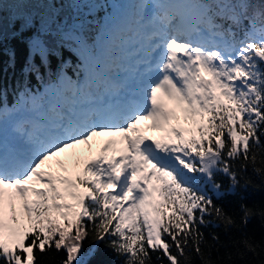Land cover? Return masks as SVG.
<instances>
[{"label": "snow or ice", "instance_id": "6c2138e0", "mask_svg": "<svg viewBox=\"0 0 264 264\" xmlns=\"http://www.w3.org/2000/svg\"><path fill=\"white\" fill-rule=\"evenodd\" d=\"M105 3L113 7L95 37L86 21H25L22 90L14 108L0 106V264H39L52 249L66 253L60 264H86L89 237L91 255L107 240L123 264H149L156 252L181 264L188 248L201 255L202 226H237L206 190L236 195L251 183L230 162L242 158L241 171L251 163L264 178L252 151L264 136V0H136L132 16ZM4 41L0 27V64L6 52L15 69ZM130 43L135 63L118 62ZM69 48L76 80L55 71ZM25 78L48 86L33 91ZM217 172L230 180L225 191ZM240 210L241 226L257 214ZM238 243L241 258L264 253L247 234Z\"/></svg>", "mask_w": 264, "mask_h": 264}, {"label": "trees", "instance_id": "16d2710c", "mask_svg": "<svg viewBox=\"0 0 264 264\" xmlns=\"http://www.w3.org/2000/svg\"><path fill=\"white\" fill-rule=\"evenodd\" d=\"M0 3L3 4L2 10H0V27L3 29L5 38L4 48L14 47L19 57L15 69L8 67V55L6 52L2 56V64H0V67L3 68V71H0V106L11 110L17 104L19 98L18 90H22L19 71L20 61L26 54L24 45L31 38L27 35L28 26L25 24L26 19L43 16L51 19H60L61 23L68 24L84 23L86 21L84 28L90 36L93 25H98V19L96 13L89 12L87 10L88 7H85L81 0H0ZM21 34H24V39H13V37H19ZM74 51V49H66L64 52L63 56L67 52L71 60V62L68 61L67 65L59 64L61 59L57 56L55 57V71L60 70L71 79L75 78L77 69L81 67L77 66V60L72 59L73 54H75ZM52 75L53 72L50 71L47 77L50 78ZM43 83L47 82L40 81L39 84V81L34 78L31 82L27 78L23 80V84L30 87L33 91L38 90L39 85L42 86ZM15 95L16 97L13 98ZM3 98L6 99L3 100ZM8 99L11 101H8ZM252 151L256 154L255 167L264 168V136H261L260 146H254ZM230 163L233 170L237 171L241 176L242 185L245 180H250L251 183L246 188L238 187L236 195L221 196L220 194L212 197L217 204H222L225 210L236 218L237 226L227 230L224 225L215 222L207 227L202 226L201 231L204 233L205 240L200 246L201 255H198L194 248H188L186 249V258H180L181 264H206L209 259L213 261V264H217L218 261H225L226 264H246V262H257L258 264L260 260L264 259V253H261L260 256H254L251 252H248L241 258L237 251L238 249L243 251V246L238 241L245 234L252 237L256 242H264V223H262L264 218L259 215V211L264 209V178L253 172L251 163H249L245 171H241L240 166L244 163L242 158L233 160ZM214 179L222 184L224 191L227 190L230 184L228 176L222 172H217ZM241 203L257 211V214L252 216L246 226H241L240 224L242 216ZM207 219L213 220V217H208ZM213 233L219 236V241L212 239ZM83 245L86 248L85 250H91L94 247V242L89 237ZM95 249V255L90 254L86 259V264H123V257L113 252L108 246L107 240L96 245ZM173 251L175 252V249ZM229 252L232 253L230 260L227 255ZM158 256H161L159 252L151 253L149 264H161V260L157 259ZM65 257L66 253L64 251L57 252L55 249L48 251L46 254L38 253L39 264H60ZM161 259L163 264H168L166 258L161 257Z\"/></svg>", "mask_w": 264, "mask_h": 264}, {"label": "rangeland", "instance_id": "374dc122", "mask_svg": "<svg viewBox=\"0 0 264 264\" xmlns=\"http://www.w3.org/2000/svg\"><path fill=\"white\" fill-rule=\"evenodd\" d=\"M85 153V155H87L88 153H87V151H85L84 152ZM209 187H211L210 185H209ZM223 190V189H222ZM216 193V192H215ZM218 194V193H217ZM86 248L84 247V245H83V252H84V256H85V260L88 258V256L90 255V249H88V250H85Z\"/></svg>", "mask_w": 264, "mask_h": 264}]
</instances>
